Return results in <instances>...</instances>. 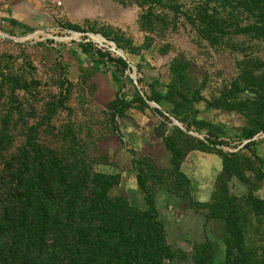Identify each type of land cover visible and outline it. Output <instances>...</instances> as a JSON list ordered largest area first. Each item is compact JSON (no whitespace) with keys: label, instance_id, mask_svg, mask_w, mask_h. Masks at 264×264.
I'll use <instances>...</instances> for the list:
<instances>
[{"label":"rangeland","instance_id":"374dc122","mask_svg":"<svg viewBox=\"0 0 264 264\" xmlns=\"http://www.w3.org/2000/svg\"><path fill=\"white\" fill-rule=\"evenodd\" d=\"M7 155L141 175L165 264H264V0H0Z\"/></svg>","mask_w":264,"mask_h":264},{"label":"trees","instance_id":"16d2710c","mask_svg":"<svg viewBox=\"0 0 264 264\" xmlns=\"http://www.w3.org/2000/svg\"><path fill=\"white\" fill-rule=\"evenodd\" d=\"M0 169V264H165L171 247L145 180L146 212L122 197H110L117 181L76 164L39 159L15 163L5 156ZM4 159V160H5ZM17 164V169H16ZM84 167V166H83ZM253 264L230 247L226 264ZM211 264V262L207 263Z\"/></svg>","mask_w":264,"mask_h":264},{"label":"built area","instance_id":"2783aa9c","mask_svg":"<svg viewBox=\"0 0 264 264\" xmlns=\"http://www.w3.org/2000/svg\"><path fill=\"white\" fill-rule=\"evenodd\" d=\"M59 5H61V3H59Z\"/></svg>","mask_w":264,"mask_h":264}]
</instances>
